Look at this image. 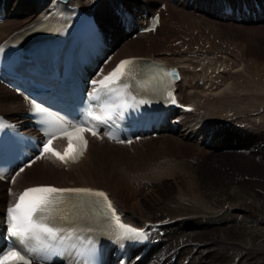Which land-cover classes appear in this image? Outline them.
Returning <instances> with one entry per match:
<instances>
[{"label":"bare ground","instance_id":"6f19581e","mask_svg":"<svg viewBox=\"0 0 264 264\" xmlns=\"http://www.w3.org/2000/svg\"><path fill=\"white\" fill-rule=\"evenodd\" d=\"M143 1L121 2L135 8L131 14L136 18L145 11H157L162 3L165 7L154 31L132 39L114 14L107 13L109 3L68 0L98 15L112 47L104 68L126 57L152 58L178 68L181 79L176 85L173 126L163 128L156 137L164 139L162 144L174 143L179 158L133 175L116 158L115 149L123 144L92 137L77 161L63 163L45 154L5 188L18 193L28 186L48 184L105 193L124 220L150 236L151 248L136 264H264V59L246 56L231 38L234 35L229 41L215 21H211L214 25L205 22L263 20L264 0H259L260 12L255 9L246 18L239 13L236 19H221L215 13L216 0ZM1 2L8 16L0 23V42L23 33L53 0ZM179 9H186V16L192 18L197 17L188 10L199 11L205 20L193 22ZM143 45L144 54L131 52ZM0 91L8 89L0 84ZM0 107L1 114L27 127L20 115L24 104L13 92L7 98L0 96ZM149 140L150 136L138 143ZM139 145L124 146L125 155H135L136 148L143 146ZM55 146L59 154L63 152L62 140ZM169 181L174 191L157 206L149 208L141 201L144 192L151 197L157 193L153 187L162 183L160 191L173 188ZM10 197L0 189V216Z\"/></svg>","mask_w":264,"mask_h":264},{"label":"snow or ice","instance_id":"6c2138e0","mask_svg":"<svg viewBox=\"0 0 264 264\" xmlns=\"http://www.w3.org/2000/svg\"><path fill=\"white\" fill-rule=\"evenodd\" d=\"M135 63H137L135 60H122L111 73L103 78V80L99 82L93 81L92 83L94 85L99 83L108 91H117V89L111 88L110 86L119 82L125 75H128L126 72L127 66ZM124 87H127V85ZM98 91L99 89L94 88L93 93L90 95L95 96ZM169 95L171 96L170 93ZM171 102L175 103L176 101L172 99ZM35 110L42 122L51 123L54 121V123L58 125L54 132H45L47 139L40 152L41 156L51 152L52 155L56 156L61 162L67 163L68 160L76 161L83 154L87 145V140L84 138L83 133L87 131L93 136L98 135V126L95 123H90L89 120L76 122L68 121L63 117L50 118V114L46 109L39 107ZM89 116L91 117V114H89ZM91 119L92 121H100L102 117L94 116L91 117ZM56 132L64 134L68 139L69 146L65 149L64 155L53 152L49 147ZM109 138L111 139L113 137ZM129 143H131V141H129ZM20 171L22 172L23 168H21ZM2 177L3 173L0 172V178ZM65 193L103 197L104 201L107 202V209L111 211V217L114 220L116 229H118L119 238L131 240H143L146 238L144 229H138L121 222L120 217L116 214L111 201L108 200L105 193L95 192L91 189L56 188L50 185L27 188L19 195L16 203L8 210L9 236L16 237L22 244L27 243L29 240H37L43 243L45 237L49 241L64 242L67 238L72 237L74 235L72 231H69L68 237H65L61 235L64 231L62 228L53 226L49 223L52 211L55 206L60 203ZM9 257H14V259H9ZM30 258L31 254L24 248L17 250L14 247H10L3 253H0V264H30Z\"/></svg>","mask_w":264,"mask_h":264},{"label":"rangeland","instance_id":"374dc122","mask_svg":"<svg viewBox=\"0 0 264 264\" xmlns=\"http://www.w3.org/2000/svg\"><path fill=\"white\" fill-rule=\"evenodd\" d=\"M102 1H103L104 5L107 3H109V5H110V3L117 2L116 0H102ZM121 1L124 3L129 2V0H121ZM141 1H143V0H141ZM144 1L146 2L147 0H144ZM164 1L166 3H168L167 0H164ZM168 1L178 2V0H176V1L175 0H168ZM190 1H192V0H190ZM214 3H217V2H214ZM170 4L175 5L173 3H170ZM252 4H255V3L253 2ZM182 5H183V3H182ZM178 12H179V14L184 15L185 17H188V16H186V13H187L186 9H185V11H184V9H182V10L179 9ZM188 12L192 16L197 17V18L188 17L193 22L196 21L197 19H199V21H201V19L204 18V17H202V14L199 11L188 10ZM107 13L111 14L109 10L107 11ZM110 17H111V15H110ZM203 20H205V19H203ZM199 21H196V22H199ZM211 21L213 23L216 22L215 26L219 27L220 29H222L224 31V32L222 31V33H223V35H224V33H225V35H227L226 36L227 40H229L230 36L234 35L231 38L233 39L234 43H236V45H238L239 47L241 46L240 48L243 49V52H246V56H248L250 58H253V57L257 58L258 57V58L264 59V19L259 20L257 22H242V23H240V22L230 23L228 21L223 22V21H219V20L216 21V19H209L207 21L205 20L206 23L213 24ZM144 47H145V45H143L141 47H137V48L133 49L131 52L136 53V54H144L145 53ZM146 47H148V46L146 45ZM11 92L12 91H10V90H8L6 92L0 91V96H2V98H7L9 95H11ZM5 93L7 95H5ZM0 111L2 113H4V109L1 107H0ZM163 140L159 137H156V136H153V137L150 136L149 141L141 142V143H138L139 141H136L135 143H133L134 146H138L139 144L143 145V146L140 148L139 147L136 148L135 155H131V154L125 155L123 147L129 146V145H120V146L116 147V149H115V153L118 154V155H116V158L117 157L120 158L119 162L123 166H125L126 169H128V171L131 169L129 172H133V175L136 173L140 174L142 171H144L147 168V166L148 167H154V164H155V166L161 165L163 162H165L166 159L179 158V154L177 153V150L176 151L174 150V148H177V147H174L175 144L174 143L171 144L167 140H166V142H164V144H162L161 142ZM156 162H158V163L156 164ZM163 184L164 183H162L159 186L153 187L154 190L157 191V193L155 195H152L151 197H148L146 195L147 193L144 192V194H142V196H141V201L144 203H147L149 208H152L153 206H157L158 203L165 200L169 194H172V191H174L175 187L173 186L174 183L172 181H169L168 184H172L173 188L171 187L168 191H160L161 187H163ZM5 186H6V183L5 184L3 183L0 186L2 194L4 192V193H7L9 195V188L6 189ZM136 197L140 198L137 194H136ZM10 199H11V197H10ZM6 203H7V200H6ZM158 217H160V214H158Z\"/></svg>","mask_w":264,"mask_h":264}]
</instances>
